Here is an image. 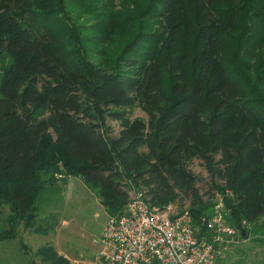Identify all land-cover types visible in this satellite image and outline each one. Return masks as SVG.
Segmentation results:
<instances>
[{
    "label": "trees",
    "instance_id": "obj_1",
    "mask_svg": "<svg viewBox=\"0 0 264 264\" xmlns=\"http://www.w3.org/2000/svg\"><path fill=\"white\" fill-rule=\"evenodd\" d=\"M263 33L264 0H0V242L54 229L37 219L58 172L111 216L144 191L209 237L216 194L230 226L264 237ZM135 105L148 122L129 118Z\"/></svg>",
    "mask_w": 264,
    "mask_h": 264
},
{
    "label": "rangeland",
    "instance_id": "obj_2",
    "mask_svg": "<svg viewBox=\"0 0 264 264\" xmlns=\"http://www.w3.org/2000/svg\"><path fill=\"white\" fill-rule=\"evenodd\" d=\"M118 9V8H117ZM259 37L257 33L253 38ZM260 42H263L264 33L260 36ZM105 52L107 51L104 48ZM122 48L116 43L114 49L118 54ZM99 54H103L100 52ZM108 56H112L108 54ZM227 59L233 70L239 69L237 62L234 60V52H227ZM12 60L5 56L3 66L0 69V80L3 72L9 67ZM169 79L166 77V87ZM130 119H141L148 122L147 114L137 105L128 110ZM107 123L115 132L119 130L118 123L108 120ZM190 169L199 178V187L202 193L211 189L210 177L200 161H195ZM56 182L48 187L45 193V201L42 203L37 226L54 225V229L48 231L45 235L35 234L33 230H20V238L14 241L0 242V257L5 255L6 261L11 260L8 264H26L27 262L36 261L37 264H52L43 262V256H38L40 248L52 246L56 251L70 263L76 261H85L91 259L99 249L98 239L111 217L101 203L96 194L83 182L79 177L68 176L56 173ZM207 187V188H205ZM215 199L217 195L215 194ZM179 212L178 205H174ZM188 208L185 204L184 209ZM8 207L4 208V219L8 216ZM4 227L0 223V229ZM23 230V231H22ZM264 237L258 235H248L242 238L239 234L234 243L225 244L220 248L215 258L214 264H264ZM23 242L27 244L24 247ZM0 264H5L1 261Z\"/></svg>",
    "mask_w": 264,
    "mask_h": 264
},
{
    "label": "built area",
    "instance_id": "obj_3",
    "mask_svg": "<svg viewBox=\"0 0 264 264\" xmlns=\"http://www.w3.org/2000/svg\"><path fill=\"white\" fill-rule=\"evenodd\" d=\"M215 202L214 216L202 219L209 237L200 234L188 212L153 206L144 191H131L125 212L111 216L94 240L96 254L74 264H214L220 248L241 233L226 222L223 197Z\"/></svg>",
    "mask_w": 264,
    "mask_h": 264
},
{
    "label": "water",
    "instance_id": "obj_4",
    "mask_svg": "<svg viewBox=\"0 0 264 264\" xmlns=\"http://www.w3.org/2000/svg\"><path fill=\"white\" fill-rule=\"evenodd\" d=\"M239 229H240V232H241V237L242 238H246L247 237V231H246V229L243 228V226H240Z\"/></svg>",
    "mask_w": 264,
    "mask_h": 264
},
{
    "label": "crops",
    "instance_id": "obj_5",
    "mask_svg": "<svg viewBox=\"0 0 264 264\" xmlns=\"http://www.w3.org/2000/svg\"><path fill=\"white\" fill-rule=\"evenodd\" d=\"M0 259H1V261L5 262V264H8L10 261H12V259L6 261V257H5V255H2V257H0ZM26 264H31V261H30V262H27Z\"/></svg>",
    "mask_w": 264,
    "mask_h": 264
}]
</instances>
